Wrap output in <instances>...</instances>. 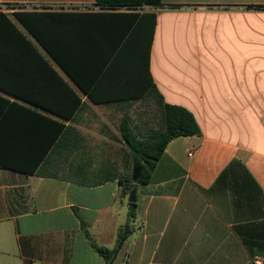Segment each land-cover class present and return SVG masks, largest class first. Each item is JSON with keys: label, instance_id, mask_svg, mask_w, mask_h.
I'll return each mask as SVG.
<instances>
[{"label": "crops", "instance_id": "obj_1", "mask_svg": "<svg viewBox=\"0 0 264 264\" xmlns=\"http://www.w3.org/2000/svg\"><path fill=\"white\" fill-rule=\"evenodd\" d=\"M161 3L145 7L151 77L202 134L173 139L137 186L134 230L111 264H252L264 259V0ZM20 11L45 16L49 41L74 47L91 92L129 97L127 70L124 88L107 80L135 25L96 0H0L14 23ZM15 24L42 55L0 56L28 64L0 72V264H107L94 244L114 248L130 211L129 150L110 116L129 105L91 101Z\"/></svg>", "mask_w": 264, "mask_h": 264}, {"label": "trees", "instance_id": "obj_2", "mask_svg": "<svg viewBox=\"0 0 264 264\" xmlns=\"http://www.w3.org/2000/svg\"><path fill=\"white\" fill-rule=\"evenodd\" d=\"M97 6L106 13H117L123 16L130 25H135L137 30L136 43L128 48V53H122V63L112 69V77L107 81L118 83L123 81L125 86V70L128 72L129 79L127 86L129 97L114 100L113 95H109L104 100L102 96L95 95L87 86V78L84 70L86 64L72 60L74 47L66 44L55 45L49 41L50 36L45 35L42 29H47L45 16L35 12H16V18L27 29L28 33L40 42L42 47L56 59L62 69L81 87L88 95L89 99L97 104H109L120 102L130 105L132 102L139 101L148 95H154L157 102L160 116V127L153 128L143 125H135L129 115L123 116L119 124V132L122 141L129 150V166L131 172L125 175L124 191L129 194L137 186L149 183L151 175L160 158L162 157L167 145L175 138L182 136L201 135L202 130L194 114L183 106L166 103L163 95L155 86L150 73V51L155 27V15L146 12V6H163L161 0H96ZM8 7H18L8 5ZM176 7V6H171ZM125 10L124 12H118ZM29 35L22 32L9 17L0 12V56H41L42 53L28 39ZM127 59V61L125 60ZM49 69L54 71L49 62L44 61ZM49 64V65H48ZM26 63L16 64L9 61H0V72L13 71L17 66L27 68ZM81 71V72H80ZM121 76V77H120ZM123 78V79H121ZM122 80V81H121ZM0 88L7 89L3 84ZM113 88V87H112ZM114 87L113 89H117ZM72 90V89H70ZM132 91L136 93L132 94ZM19 98L31 101L24 94H15ZM0 99H3L0 97ZM37 103V102H34ZM43 107V106H42ZM47 111L55 115L66 118L62 112L47 108ZM67 119V118H66ZM62 128V125H61ZM142 166V175L137 183L132 179L134 167ZM38 167V166H37ZM41 170L39 174H43ZM98 182H95L96 185ZM128 222L119 229L117 234L116 246L112 249L94 244L96 251L111 264L115 259L119 249L134 230L133 221L137 215V203H129Z\"/></svg>", "mask_w": 264, "mask_h": 264}, {"label": "rangeland", "instance_id": "obj_3", "mask_svg": "<svg viewBox=\"0 0 264 264\" xmlns=\"http://www.w3.org/2000/svg\"><path fill=\"white\" fill-rule=\"evenodd\" d=\"M10 9H15L19 7H8ZM8 16V15H7ZM14 19L17 22V18L14 15ZM15 22V23H16ZM19 23V22H18ZM109 111H105V114L107 117H109ZM129 115L135 125H143L146 124L147 126L153 127V128H159L160 127V116L158 112L157 102L155 100L154 95H148L143 99H140L139 101L132 102L128 106L127 112H121V113H112V120L117 121L114 123L116 129L119 131V124L120 120L123 116ZM131 172V167H128V174Z\"/></svg>", "mask_w": 264, "mask_h": 264}, {"label": "water", "instance_id": "obj_4", "mask_svg": "<svg viewBox=\"0 0 264 264\" xmlns=\"http://www.w3.org/2000/svg\"><path fill=\"white\" fill-rule=\"evenodd\" d=\"M142 175V166L137 165L134 167L132 179L135 183H137ZM129 202L130 203H137V191L136 189H133L129 196Z\"/></svg>", "mask_w": 264, "mask_h": 264}, {"label": "built area", "instance_id": "obj_5", "mask_svg": "<svg viewBox=\"0 0 264 264\" xmlns=\"http://www.w3.org/2000/svg\"><path fill=\"white\" fill-rule=\"evenodd\" d=\"M251 262L252 264H264V259L260 256H255Z\"/></svg>", "mask_w": 264, "mask_h": 264}]
</instances>
